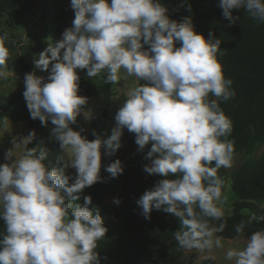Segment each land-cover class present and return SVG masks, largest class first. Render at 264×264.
<instances>
[{
	"label": "clouds",
	"instance_id": "obj_1",
	"mask_svg": "<svg viewBox=\"0 0 264 264\" xmlns=\"http://www.w3.org/2000/svg\"><path fill=\"white\" fill-rule=\"evenodd\" d=\"M217 6L231 23L239 18L233 9L241 8L264 23V0H219ZM71 7L72 27L34 61L45 71L51 64L49 82L26 73L23 92L31 118L42 126L55 125L52 135L71 159L65 162L58 155L56 165L47 166L46 148H27L34 131L12 141L14 148L5 158L16 159L0 165V218L5 222L0 264H101L96 249L108 229L99 209L89 208L90 195L83 197V206L73 202L86 187L103 182L101 148L115 154L125 128L136 134L139 151L151 143L144 171L165 177L136 201L140 214L150 219L156 209L179 217L182 227L174 239L181 249L222 248L215 234L224 231L225 223L210 221H223L227 196L218 170L232 167L235 148L227 139L232 121L209 95L226 101L236 93L217 59L221 40L212 32L208 39L197 34L190 18L170 20L161 0H71ZM6 39L7 33L0 35V79L8 77ZM77 69H87L89 78L106 73L105 84L119 82L122 70L125 78L145 82L127 91L107 139L97 135L89 141L69 126L87 102L77 94ZM21 146L24 151L17 157ZM69 168L77 171L71 184ZM105 170L113 178L124 171L119 159ZM113 202L121 203L118 198ZM253 220L264 221V215L241 221L235 232L242 235ZM224 259L264 264V229L252 232L242 249H228Z\"/></svg>",
	"mask_w": 264,
	"mask_h": 264
},
{
	"label": "trees",
	"instance_id": "obj_2",
	"mask_svg": "<svg viewBox=\"0 0 264 264\" xmlns=\"http://www.w3.org/2000/svg\"><path fill=\"white\" fill-rule=\"evenodd\" d=\"M161 3L168 9L166 14L170 20L183 22L185 18H190L196 33L208 39L209 32H212L214 38L221 40L217 59L225 78L233 81L232 88L236 95L225 101L210 94L209 100H217L232 121V132L227 139L234 141L235 155L253 153L264 142V23L252 18L243 8L233 9V16L239 18L231 23L217 6L219 0H161ZM19 4V0H0V35L5 33L2 17L6 18V25L10 28L20 20ZM36 59L37 55L26 50L15 57L9 56L6 69L12 71L24 85L25 74L30 72L44 77L45 83L49 82L48 76L35 67ZM104 77L106 74L100 83L91 79L79 81L77 94L87 99L100 95L104 101L102 115L105 117L115 82L105 84ZM143 83L137 81L136 86ZM0 112L25 123L26 136L35 132L27 148H46L49 152L45 161L47 166H55L58 155L65 157L60 142L48 129L50 121L42 126L38 118L32 119L23 94H0ZM135 138L136 134L125 128L121 147L110 158L109 164L117 159L122 162L123 173L113 178L105 170L106 167L101 166L103 182L86 187L79 193L81 199L73 203L83 206V197L90 195L93 203L89 208L99 209L104 226L108 229L96 249L101 264H192L196 254L191 252L185 257L186 250L179 248L174 239L175 232L182 227L179 217L156 209L151 212L150 219L140 214L141 209L136 201L165 177L144 171L145 165L150 162L145 159L143 151L138 150ZM222 168L218 170V175L223 181V193L227 178ZM66 174L69 175L68 169ZM229 180L236 197L231 214L224 215L223 221H210L215 226L225 223L224 231L215 234L225 239L239 235L235 232V226L241 221L247 222L253 215H264V209L257 204V201L264 199V151L256 158L242 162L230 173ZM114 198L121 203L115 204ZM260 229H264V221L253 220L247 224L243 235L249 237ZM4 232L5 222L0 218V233ZM0 239H3L2 235ZM203 263L215 264L211 259H205Z\"/></svg>",
	"mask_w": 264,
	"mask_h": 264
},
{
	"label": "rangeland",
	"instance_id": "obj_3",
	"mask_svg": "<svg viewBox=\"0 0 264 264\" xmlns=\"http://www.w3.org/2000/svg\"><path fill=\"white\" fill-rule=\"evenodd\" d=\"M19 3L20 20L14 24L13 27L10 28L6 25L5 17L1 18V20L4 22L3 27L5 33H7V39L4 41V43L9 49V56L11 58L26 50H31L35 55L39 56V54L50 44L55 45L62 39V33L65 29L72 27V22L75 16L74 10L71 7V2H67L65 0H19ZM42 25L43 29L41 30ZM180 46V43L176 42V47ZM148 47V45H145V50H147ZM48 55L50 56V53ZM50 68L51 64L49 71L42 69L40 70L45 74V76H49ZM5 70L8 72V77L7 79H0V94H23L25 91V85L12 71L9 69ZM76 72L80 77L79 81L91 79L95 83H100L102 81L103 75L106 74L101 73L98 77L89 78L87 76V69H77ZM137 81L138 80L135 77L125 78L122 70L121 80L119 82H115L112 86L111 104L106 116L104 117L102 115V109L104 106L102 97L100 95L91 96L87 99L86 104L81 106V112L77 116L76 122L74 124H70L69 126L74 131L80 132L81 135L89 141L96 139L97 135L102 139H107L112 134V129L116 125L115 115L127 99V91L135 87ZM54 127L55 125H53L50 121V125L48 127L49 131L52 132L51 130ZM25 131V123L15 121V119H13L7 113L0 112V165H10L12 162H14L16 158L13 157L12 160H7L5 158V153L7 150L14 148L12 143L14 139L19 140L22 137H26ZM122 138L123 134L121 140ZM150 148L151 143L145 146L143 150L145 157ZM23 151L24 149L22 146L17 148V157H19ZM263 151L264 142L259 145L251 154L243 152L234 155L232 167L222 168V172L227 178V183L223 191V194L227 196V201L224 205L225 215L231 214L232 204L236 200V197L230 188V173L242 162L256 158ZM64 154L66 162L70 161V154L67 152H64ZM111 156L112 154L106 152L103 147L101 148L102 167H107L109 165ZM147 161L150 162L149 160ZM68 173L71 177V183L74 182V179L77 175L76 169L69 168ZM257 204L264 209V199L257 201ZM221 240L223 244L222 248H213L211 252L186 250L185 257L193 252L196 254V258L193 259L192 264H204L203 260L211 259L210 257L212 256L215 257V259H211L215 262V264H234V262L224 259L226 251L230 248L242 249L247 243L248 237L244 236L243 234H239L233 238H221Z\"/></svg>",
	"mask_w": 264,
	"mask_h": 264
},
{
	"label": "water",
	"instance_id": "obj_4",
	"mask_svg": "<svg viewBox=\"0 0 264 264\" xmlns=\"http://www.w3.org/2000/svg\"><path fill=\"white\" fill-rule=\"evenodd\" d=\"M43 29V25L41 26V30Z\"/></svg>",
	"mask_w": 264,
	"mask_h": 264
}]
</instances>
